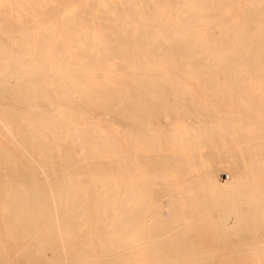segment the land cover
<instances>
[{
  "label": "bare ground",
  "instance_id": "6f19581e",
  "mask_svg": "<svg viewBox=\"0 0 264 264\" xmlns=\"http://www.w3.org/2000/svg\"><path fill=\"white\" fill-rule=\"evenodd\" d=\"M0 264H264V0H0Z\"/></svg>",
  "mask_w": 264,
  "mask_h": 264
}]
</instances>
